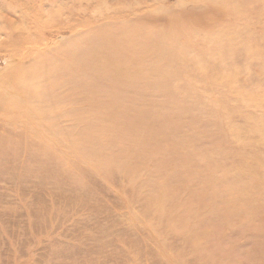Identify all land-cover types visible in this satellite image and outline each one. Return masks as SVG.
I'll return each instance as SVG.
<instances>
[{"label":"rangeland","instance_id":"1","mask_svg":"<svg viewBox=\"0 0 264 264\" xmlns=\"http://www.w3.org/2000/svg\"><path fill=\"white\" fill-rule=\"evenodd\" d=\"M0 264H264V0H0Z\"/></svg>","mask_w":264,"mask_h":264}]
</instances>
